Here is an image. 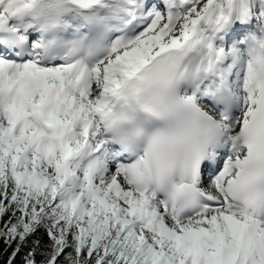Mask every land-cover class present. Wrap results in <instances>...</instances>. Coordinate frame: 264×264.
I'll return each mask as SVG.
<instances>
[{
	"label": "snow or ice",
	"instance_id": "obj_1",
	"mask_svg": "<svg viewBox=\"0 0 264 264\" xmlns=\"http://www.w3.org/2000/svg\"><path fill=\"white\" fill-rule=\"evenodd\" d=\"M0 264H264V0H0Z\"/></svg>",
	"mask_w": 264,
	"mask_h": 264
}]
</instances>
